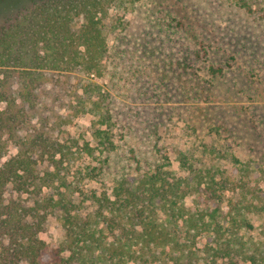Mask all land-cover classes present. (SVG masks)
<instances>
[{"label": "trees", "instance_id": "16d2710c", "mask_svg": "<svg viewBox=\"0 0 264 264\" xmlns=\"http://www.w3.org/2000/svg\"><path fill=\"white\" fill-rule=\"evenodd\" d=\"M136 1L28 0L0 14V264H264V240L251 236L264 237V168L255 162L222 154L238 168L228 174L182 160L177 172L138 169L88 196L81 172H72L84 153L115 148L106 95L84 77L104 69L110 11ZM234 1L255 13L256 0ZM53 73L83 78L69 110L93 117L91 143L57 132L47 108L61 101ZM50 216L61 223L66 255L40 236Z\"/></svg>", "mask_w": 264, "mask_h": 264}, {"label": "rangeland", "instance_id": "374dc122", "mask_svg": "<svg viewBox=\"0 0 264 264\" xmlns=\"http://www.w3.org/2000/svg\"><path fill=\"white\" fill-rule=\"evenodd\" d=\"M10 1L0 0V14L28 0ZM253 4V14L234 0H138L126 10L110 11L104 69L99 78L84 79L106 95L115 148L93 157L84 153L73 164L87 196L110 191L115 179L132 177L138 169L164 165L177 172L182 160L231 174L237 166L218 157L232 154L264 168V0ZM211 65L224 71L212 76ZM51 78L62 87L61 101L47 107L53 108L57 132L81 147L91 143L93 117L69 110L83 78L77 73ZM46 169L39 164L40 174ZM40 236L67 254L57 217L48 218ZM251 236L264 240L256 231Z\"/></svg>", "mask_w": 264, "mask_h": 264}]
</instances>
